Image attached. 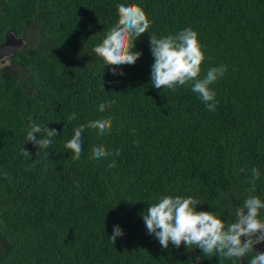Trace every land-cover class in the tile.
<instances>
[{"label":"trees","instance_id":"trees-1","mask_svg":"<svg viewBox=\"0 0 264 264\" xmlns=\"http://www.w3.org/2000/svg\"><path fill=\"white\" fill-rule=\"evenodd\" d=\"M129 3L152 23L136 41L140 59L113 74L94 48ZM188 27L205 46L201 76L227 66L211 86L215 111L187 85L151 83V33ZM9 32L25 41L0 64V264H240L162 248L143 214L171 194L230 222L248 195L264 201V0H0V40ZM30 115L58 132L46 150L26 139ZM108 116L111 131L86 129L73 160L74 128ZM97 145L120 155L91 159ZM116 225L124 235L113 243Z\"/></svg>","mask_w":264,"mask_h":264},{"label":"clouds","instance_id":"clouds-1","mask_svg":"<svg viewBox=\"0 0 264 264\" xmlns=\"http://www.w3.org/2000/svg\"><path fill=\"white\" fill-rule=\"evenodd\" d=\"M118 22L106 33L102 43L94 48V52L103 59L104 65L112 66L113 74L123 75L117 70L121 65H134L142 56V52L134 51L136 41L148 33L151 21L144 9L138 4H117ZM151 53L154 63L151 66V83L156 89H171L187 85L205 104L206 109L215 111L217 107L216 92L211 87L227 71L226 65L210 67L201 76L202 65L206 59L204 45L199 33L191 27L183 29L175 35L158 38L154 33L150 37ZM113 102L101 103L98 110L103 113ZM69 121L77 119L75 113L68 117ZM26 139L41 149H48L53 138L58 136L55 128L37 123L30 115ZM113 117H102L90 120L74 128L71 139L65 147L73 153L72 159L79 160L83 151V133L92 129L103 136L111 131ZM37 134L40 138L37 139ZM25 155L29 152L25 150ZM119 156L120 152H109L104 145L92 147L91 159L99 160L109 155ZM109 168L116 167L113 160ZM251 183L255 191V181L260 178V171L250 169ZM5 177L8 173H4ZM201 202L191 196H161L157 203L143 214V220L149 235H153L162 248L167 249L171 243L179 248L182 244L189 249H201L205 256L219 255L221 260L242 258L254 252L248 264H264V251L256 249V245L264 243V219L260 218L264 210V201L259 196L248 195L240 207L234 209V220L226 222L215 212L197 211ZM124 235L123 229L116 225L110 239L113 243Z\"/></svg>","mask_w":264,"mask_h":264},{"label":"water","instance_id":"water-1","mask_svg":"<svg viewBox=\"0 0 264 264\" xmlns=\"http://www.w3.org/2000/svg\"><path fill=\"white\" fill-rule=\"evenodd\" d=\"M6 39L4 42L0 43V59L11 55L12 53L20 50L24 46V38L18 37L14 33H7ZM264 243L256 245V249L259 251H263ZM197 264H202V262H198ZM240 264H248V261L245 258H242V262Z\"/></svg>","mask_w":264,"mask_h":264},{"label":"rangeland","instance_id":"rangeland-1","mask_svg":"<svg viewBox=\"0 0 264 264\" xmlns=\"http://www.w3.org/2000/svg\"><path fill=\"white\" fill-rule=\"evenodd\" d=\"M7 58H8V56H6V57L0 59V64H2V65H3V64H8V60H7ZM198 262H200V261H198ZM198 262H196V264H197Z\"/></svg>","mask_w":264,"mask_h":264},{"label":"flooded vegetation","instance_id":"flooded-vegetation-1","mask_svg":"<svg viewBox=\"0 0 264 264\" xmlns=\"http://www.w3.org/2000/svg\"><path fill=\"white\" fill-rule=\"evenodd\" d=\"M10 34L12 33V32H9ZM19 37V36H18ZM21 37H23V36H21ZM24 38V37H23ZM5 39H6V37L3 39V40H0V43H2V42H4L5 41ZM263 251H264V248H263ZM255 254V253H254ZM245 260H247L246 258H245ZM248 261V260H247Z\"/></svg>","mask_w":264,"mask_h":264},{"label":"bare ground","instance_id":"bare-ground-1","mask_svg":"<svg viewBox=\"0 0 264 264\" xmlns=\"http://www.w3.org/2000/svg\"><path fill=\"white\" fill-rule=\"evenodd\" d=\"M196 264V263H195Z\"/></svg>","mask_w":264,"mask_h":264}]
</instances>
